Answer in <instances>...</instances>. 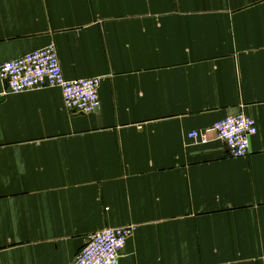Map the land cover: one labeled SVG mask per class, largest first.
I'll return each mask as SVG.
<instances>
[{
	"label": "crops",
	"instance_id": "crops-1",
	"mask_svg": "<svg viewBox=\"0 0 264 264\" xmlns=\"http://www.w3.org/2000/svg\"><path fill=\"white\" fill-rule=\"evenodd\" d=\"M49 44L100 109L0 81V264L127 226L118 264H264V0H0V65ZM238 114L244 158L187 138Z\"/></svg>",
	"mask_w": 264,
	"mask_h": 264
},
{
	"label": "built area",
	"instance_id": "built-area-1",
	"mask_svg": "<svg viewBox=\"0 0 264 264\" xmlns=\"http://www.w3.org/2000/svg\"><path fill=\"white\" fill-rule=\"evenodd\" d=\"M0 81L5 84V94L58 88L65 109L73 114L88 115L100 109L98 91L101 79L66 80L53 44L1 64ZM256 133L254 120L238 114L218 121L211 128L190 131L187 138L195 145L220 141L230 158H244L249 154L250 140ZM134 230L133 226H129L89 236L72 264H118Z\"/></svg>",
	"mask_w": 264,
	"mask_h": 264
},
{
	"label": "bare ground",
	"instance_id": "bare-ground-1",
	"mask_svg": "<svg viewBox=\"0 0 264 264\" xmlns=\"http://www.w3.org/2000/svg\"><path fill=\"white\" fill-rule=\"evenodd\" d=\"M127 227H129V226H127ZM134 228H135V230H136V227L135 226H133ZM120 228H125V227H120ZM110 229H114V228H110ZM104 230H107V229H104ZM104 230H102V231H104ZM135 230H134V232H135ZM102 231H100V232H102ZM134 232H133V234H134ZM97 233H99V232H97ZM96 234V233H95ZM93 235V234H92ZM133 236V235H132ZM131 236V237H132ZM130 237V238H131ZM88 240V239H87ZM129 240V239H128ZM87 243V242H86ZM127 243V242H126ZM86 245V244H85ZM126 245V244H125ZM125 247V246H124ZM78 254V253H77ZM77 256V255H76ZM76 258V257H75ZM75 260V259H74Z\"/></svg>",
	"mask_w": 264,
	"mask_h": 264
}]
</instances>
